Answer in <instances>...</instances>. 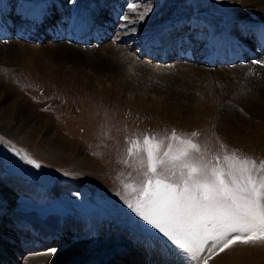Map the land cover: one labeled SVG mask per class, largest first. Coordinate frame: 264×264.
<instances>
[{
  "label": "bare ground",
  "instance_id": "bare-ground-1",
  "mask_svg": "<svg viewBox=\"0 0 264 264\" xmlns=\"http://www.w3.org/2000/svg\"><path fill=\"white\" fill-rule=\"evenodd\" d=\"M60 1L71 8L72 21L65 17L53 0H32L30 3L1 0V27L13 24V15H19L22 22L14 34L15 39L19 37V47L0 30V55H4L12 64L26 67L30 73L39 67L38 64H48L43 73L47 77L61 74L62 77L67 75L88 83H105L122 97L127 94L126 89L147 87L151 93L165 96L169 105L176 108L196 112L199 106L211 111L216 105L228 117L242 118L245 115L247 119L257 121L258 141L264 147V56L255 44V28L251 25L257 21L264 22V0H153L146 5H142V0L137 3L140 11L144 10V6L151 7L143 21L128 23L111 14L110 25L105 26L107 32L100 30L103 26L96 28L99 32L96 38L84 37L83 34L81 7L84 0H74L72 3L69 0ZM87 1L99 16L106 14L100 0ZM116 1L121 17L128 14L129 19L133 20L131 17H135V14L128 12V4L136 1ZM102 18L108 20L106 16ZM194 21L202 23L206 31L204 36L199 31L194 32L200 27L194 25ZM114 26L118 27V39L111 38L109 34ZM32 27L38 30V35ZM155 31L169 45L167 64L162 63L160 57L163 54L159 51L151 52L152 57L158 56L152 62L144 50L145 43ZM41 33L43 38L39 36ZM122 41H130L136 51L129 53L130 47H123ZM95 42H99V45ZM109 42L112 43L108 48L103 47ZM188 45L195 52L193 62L179 59L180 49ZM229 49L235 50L232 62L227 57ZM3 85L0 84V131L26 145H42L56 155L72 158L73 152L69 153L68 144L51 133V125L40 119L26 101L16 97L15 91ZM145 96L146 93H141L138 99L143 101ZM76 163L92 172L97 169L94 163L90 164L85 159H79ZM15 182L7 180L5 185L20 191L21 187ZM5 193L0 191L1 196ZM12 195L4 198L0 218L10 211ZM92 215L85 225L80 226L81 229L77 230L67 223L64 231L53 223L60 216L47 219L46 223L53 227L41 222L39 215L37 220L22 219L18 222L17 231L29 229L31 233L18 237L21 242H15V245L18 243L21 248H27L22 242L27 237L34 238V246L28 251H39L66 243L71 236L75 238L81 235L75 243L58 251L29 256L27 264H196L186 256L177 255L175 246L163 239L133 238L104 210ZM6 223L9 224V220Z\"/></svg>",
  "mask_w": 264,
  "mask_h": 264
},
{
  "label": "rangeland",
  "instance_id": "rangeland-1",
  "mask_svg": "<svg viewBox=\"0 0 264 264\" xmlns=\"http://www.w3.org/2000/svg\"><path fill=\"white\" fill-rule=\"evenodd\" d=\"M31 1L24 0L25 3ZM135 1L137 4L142 0ZM152 1L143 0L142 5ZM11 19L13 24L4 31L19 47V37L15 39L14 34L22 20L19 15ZM117 32L112 36L117 37L115 39L119 38ZM110 43L103 44V47L108 48ZM122 46H129L131 54L136 51L130 41H122ZM46 65L38 64L39 67L30 73L26 67L12 64L4 55H0V84L4 83L5 88L10 87L16 92V97L26 101L40 119L51 125V133L68 144L69 153L73 152L72 158L66 159L47 147L26 145L0 131V137H3V141H0V191L6 192L4 196L0 195V208L4 198L13 194L9 202L10 211L0 218V264H27V258L31 255L58 251L75 243L81 235L75 236L76 239L71 236L66 243L39 251H28V247L21 248L18 244L21 242L18 237L31 233L29 229L17 231L18 222L22 219L37 220L39 215L41 222L53 227L41 216L54 203L62 205L67 214L53 222L59 230L67 223L79 230L94 212L104 210L133 238L153 237L167 241L127 207V201L136 195L134 187L142 178L139 158L146 155L142 150L145 137H154L156 142H160L161 155L170 144L174 151L181 147L178 141L170 139L175 132L178 137L191 139L199 145L204 159L214 164L216 161L213 158L219 157V163L226 166L224 155L233 152L238 157L255 159L258 163L264 161V147L258 141L256 131L257 121L247 119L245 115L242 118L228 117L216 105L211 111L199 106L196 112L176 108L169 105L165 96L151 93L147 87L125 88L127 94L122 97L105 83H88L67 75L62 77L61 74L47 77V74H43L47 70ZM141 93H146L143 101L138 99ZM133 141L141 143L130 156L128 150ZM17 151L27 154L41 167L26 164L16 156ZM201 153L193 155L199 156ZM79 159L94 163L97 169L92 172L77 166ZM7 180L16 181L15 184L21 187L20 191L16 187L6 186ZM6 220H9V224ZM15 242H18L17 246ZM22 243L29 246L32 240L27 237ZM210 261L209 264H264V243H237Z\"/></svg>",
  "mask_w": 264,
  "mask_h": 264
},
{
  "label": "snow or ice",
  "instance_id": "snow-or-ice-1",
  "mask_svg": "<svg viewBox=\"0 0 264 264\" xmlns=\"http://www.w3.org/2000/svg\"><path fill=\"white\" fill-rule=\"evenodd\" d=\"M139 9L140 5L129 3L128 12L135 19L128 14L121 19L143 21L151 7ZM170 139L181 147L174 151L170 144L162 155L154 137L142 142L146 154L139 158L142 178L133 189L134 199L127 201L135 216L175 246L177 255L196 264H208L237 243H264V161L233 152L224 155L226 166H222L219 157L213 158L215 164L204 159L191 139L175 132ZM140 143L131 142L130 156ZM15 154L26 164L41 167L27 154Z\"/></svg>",
  "mask_w": 264,
  "mask_h": 264
},
{
  "label": "water",
  "instance_id": "water-1",
  "mask_svg": "<svg viewBox=\"0 0 264 264\" xmlns=\"http://www.w3.org/2000/svg\"><path fill=\"white\" fill-rule=\"evenodd\" d=\"M53 214H57V215H61L64 216L65 215V210L57 204L51 205L43 214V218L46 219L48 218L50 215Z\"/></svg>",
  "mask_w": 264,
  "mask_h": 264
}]
</instances>
